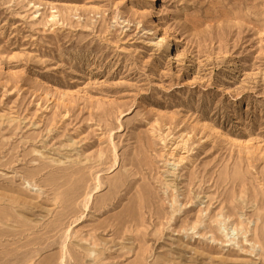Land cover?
Segmentation results:
<instances>
[{"label": "rangeland", "instance_id": "obj_1", "mask_svg": "<svg viewBox=\"0 0 264 264\" xmlns=\"http://www.w3.org/2000/svg\"><path fill=\"white\" fill-rule=\"evenodd\" d=\"M0 264H264V0H0Z\"/></svg>", "mask_w": 264, "mask_h": 264}, {"label": "bare ground", "instance_id": "obj_2", "mask_svg": "<svg viewBox=\"0 0 264 264\" xmlns=\"http://www.w3.org/2000/svg\"><path fill=\"white\" fill-rule=\"evenodd\" d=\"M245 143H246V142H245ZM85 251H86L87 253H90V254L93 253V250H90V249H89V250H86V249H85Z\"/></svg>", "mask_w": 264, "mask_h": 264}]
</instances>
